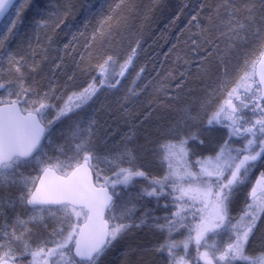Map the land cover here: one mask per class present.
<instances>
[{"label":"snow or ice","instance_id":"1","mask_svg":"<svg viewBox=\"0 0 264 264\" xmlns=\"http://www.w3.org/2000/svg\"><path fill=\"white\" fill-rule=\"evenodd\" d=\"M77 3L62 0L53 6V0H48L49 6L42 8L32 0H0V264H24L28 257L27 264H100L117 241L143 227L164 234L152 250L166 255L168 264H187L193 243L204 264H264V246L249 251L257 231H264L260 227L264 171L247 191L239 214L232 215L252 173L264 167V70H260L264 69V0H193L191 7L181 0L173 23L182 16L187 20L189 55H177L176 62L183 60L186 68L179 73L175 94L169 95L164 84L157 89L173 103L161 105L171 114L169 138L156 147L165 171L152 177L132 164L136 156L127 145L136 137L137 125L123 137L122 150L101 156L93 139L97 121L82 115L101 92L117 90L135 66L139 41L122 61L104 50L106 44L122 39V30L136 11L135 0H105L107 13L103 5L93 11L91 3L81 4L87 13L84 30H72L66 21L75 19ZM29 7L35 8L34 19L22 28L23 13ZM92 17H99L97 26L82 47L90 57L97 42L104 50L101 62L94 65L97 75L86 86L68 92L74 75L62 84L57 74H65V57L76 52ZM62 26L69 38L62 48L54 47ZM249 47L230 74L233 52ZM53 49L59 54L50 55ZM83 59L81 53L78 67ZM46 64L51 75H41ZM193 64L198 77H215L216 87L227 93L207 124L228 130L214 155L197 156L194 162L190 157L204 140L198 129L192 130L198 120L192 105L181 106L179 96L192 76ZM144 71L141 67L136 72L121 107L140 96L137 82ZM215 91L200 102L201 110L211 104ZM150 116L151 112L145 119ZM65 122L70 136L66 144L56 146L53 157L46 144H52L56 125ZM146 142L151 143L147 137ZM125 162L129 166H123ZM104 164L110 166L111 176L104 174ZM22 168L39 169L42 175H25ZM137 178L146 180L147 186L125 196L123 189L133 186ZM142 197L155 198L157 203L170 198L163 207L172 211L161 218L154 209L144 207L137 217L136 201ZM18 206L26 213L14 215L9 223L8 212ZM80 219L85 220L83 225ZM34 229L44 234L35 245ZM179 233H184L181 240L174 238Z\"/></svg>","mask_w":264,"mask_h":264},{"label":"trees","instance_id":"2","mask_svg":"<svg viewBox=\"0 0 264 264\" xmlns=\"http://www.w3.org/2000/svg\"><path fill=\"white\" fill-rule=\"evenodd\" d=\"M33 5H40L42 8L48 7V0H32ZM62 2V0H53V6ZM91 3L93 5V11L104 6V12L107 13L108 6L105 0H79L77 3V12L74 20L66 21V24L72 25V30L79 28L84 30V20L87 13L81 4ZM111 2V0H109ZM192 6L193 0H184ZM136 11L132 13L131 18L128 21V27L121 32L122 39L119 43L106 44L105 49L107 52L119 56L121 61L130 53L132 47L136 46V42H140V47L135 59V66L127 73L123 78L121 85L117 90L101 92L97 100L90 106L86 107L82 112V115L87 119L93 117L97 121L96 131L94 136V144L96 151L99 155L104 156L107 154L115 153L122 150L124 147L123 137L129 132V129L133 125H137L136 137L128 143V147L134 150L136 159L132 162L133 166H139L142 168L149 177L154 176L152 171L154 168L162 170L163 164L158 159V152L156 151L157 144L161 141L168 139V121L171 118V114L166 112L162 103H173V101H167V97L163 92L157 91L161 84H164L169 95L175 94L176 84L179 82V73L184 71L186 65L183 60L178 64L176 62L177 55L188 56L189 50L186 44L189 33L187 32L185 25L187 20L182 16L179 20L173 23V19L181 7V0H135ZM34 7H29L23 13V25L22 28H27L31 25L34 19ZM123 12V10H121ZM187 11V10H186ZM99 17H92L88 24L87 30L84 32V36L80 37L79 46L75 53L71 56L65 57V74H57L58 79L63 84L68 75H74V80L69 83L68 92L73 91L75 88L86 86L92 77L97 75V70L94 65L101 62L100 53L104 50L101 49L99 42L91 49L92 56L90 57L87 52L84 51L82 45L84 39L91 34L92 30L97 26ZM63 30L59 31L57 45L54 47L62 48L63 44L67 42L68 38L65 36V31L68 29L62 26ZM183 30V31H182ZM45 41L41 39V43ZM176 46L175 48L173 46ZM251 47L247 49H237L233 52V62L229 65V73L231 74L235 66L237 59H242V51H250ZM258 51V49H257ZM84 54L83 62L80 66H77V61H80V54ZM54 49L50 51V55H58ZM88 66L90 68L87 72H82L80 69ZM143 67L145 71L142 74V78L137 82L138 90L142 89L138 98L133 99L129 104L121 107V98L125 95L127 89L132 87V81L135 79L136 72ZM49 65H44V73L41 75H51L48 72ZM192 76L188 79L185 87L179 90L180 104L192 105V111L198 116L197 123H194L192 130L200 131V138L204 140V144L200 145L204 148L212 144L213 138L205 133L204 123L208 121L210 114L214 111L216 104H221L227 97V93H221L216 87L215 77L208 78L204 76H197L195 65L192 66ZM219 72V69H217ZM175 77V79H173ZM231 85H229L230 87ZM216 89L215 95L212 98L211 104L205 110L200 109V102L207 97V93ZM151 112V116L145 119L147 113ZM199 121V123H198ZM142 122V123H141ZM216 125L211 126L214 128ZM210 127V126H209ZM214 130V129H213ZM63 131L64 135L59 133ZM186 131V129H185ZM212 132V131H211ZM203 134L204 137H201ZM210 134L212 137L215 134ZM70 133L68 131V122L64 124H57L56 131L52 136V144H46V148L50 149L52 156L57 155L56 146L60 144H66ZM146 137L151 143L146 142ZM199 153V152H198ZM197 153V154H198ZM203 153V152H200ZM196 154V155H197ZM199 156V155H197ZM105 165V166H104ZM102 165L104 168V174L111 176L112 170L109 165ZM129 166L127 162L123 165ZM159 174V173H158ZM157 176V174H155ZM95 177V175H94ZM101 179V183H102ZM120 186H118L119 188ZM149 204H144V207L154 209V215L158 216L163 210L160 207V202L157 203L155 198H149ZM151 201L152 204L151 205ZM26 210L22 206H18L15 212L9 211V223L11 218L16 215H24ZM141 232V233H140ZM36 238L33 239V244H36L39 239H42L44 234L39 229H34ZM156 237V236H155ZM151 237L149 234L139 231L129 237V243L121 242L118 245L120 248H125L121 253L114 255V257H122L128 254L131 250L135 249L137 254L132 255L130 258V264H152L153 260L149 255H144L143 251L148 250L150 254L153 250L150 245ZM157 239V237H156ZM153 242V240H152ZM130 244V245H129ZM196 250V249H195ZM180 253L183 254V249H180ZM111 256V255H110ZM187 258L192 259L193 255L190 249L187 253ZM30 257L25 258V262ZM24 262V263H25ZM195 264H197L195 262ZM199 264H202L201 262Z\"/></svg>","mask_w":264,"mask_h":264},{"label":"rangeland","instance_id":"3","mask_svg":"<svg viewBox=\"0 0 264 264\" xmlns=\"http://www.w3.org/2000/svg\"><path fill=\"white\" fill-rule=\"evenodd\" d=\"M225 93V92H224ZM227 98V97H226ZM219 106V104H216L215 105V108L213 109V111H215L216 109H217V107ZM212 114H210V116H211ZM195 123H197V121L195 122ZM198 123H199V121H198ZM201 123V122H200ZM199 123V124H200ZM204 127H205V131L207 132V133H211V134H215V135H213V143L212 144H215L216 142H218V141H220V131L222 130H227V129H221L222 127H220V126H218V125H216L214 128H211V126L209 127L208 126V124H207V122H205L204 123ZM214 129V130H213ZM186 131H188V129H186ZM212 131V132H211ZM226 134V133H225ZM214 146V145H213ZM217 148H218V146H217ZM48 153H49V155H51L52 156V152H51V150L50 149H45ZM210 150V149H209ZM209 150L207 149V148H204V147H202V146H199V148L198 149H196V151H197V155H199V156H207V155H209V154H212V155H214L215 154V150L214 151H210L209 152ZM200 152H203V153H200ZM105 166V165H104ZM103 167V166H102ZM21 171L25 174V175H31V176H38V173H39V169H36L35 171H33V169L32 168H22L21 169ZM162 171V172H161ZM165 171V170H164ZM161 172V173H160ZM159 173V174H158ZM163 170H161V168H160V170H158V168L156 167V168H154V170L152 171V174H154V176H156L155 174H157V176H162L163 174ZM147 181L146 180H144L143 178H137V180H136V183L133 185V186H131V187H129L128 189H123V193H124V195L126 196V194L128 193V192H131V193H133V194H135V193H139V192H141V190L145 187V186H147ZM117 191H121V186L119 187V188H117ZM150 197H142L139 201H136V203L141 207V205L142 206H144V204H145V202L149 199ZM118 200H119V198H117ZM234 213L235 212H233L232 211V215L234 216ZM76 220H77V218H75V217H73V222H76ZM80 220H82V219H80ZM80 220H79V222H80ZM54 222L53 221H49V224H50V226L53 224ZM260 227H261V230H264V221H261V224H260ZM140 229H142V228H140ZM51 230V227L49 228V231ZM135 231V229L133 230V232ZM142 232H144V233H147V234H149V236L152 238L151 239V244L152 245H150L151 247H153L154 248V246L155 245H157L158 243H160V242H162L163 241V239H164V234H162V233H159V232H156L154 229H149L148 227H143V229L141 230ZM135 233V232H134ZM141 233V232H140ZM130 234V233H129ZM129 234L127 235V236H125L123 239H121V240H119V241H117L116 243H115V245H114V247H112V248H110L108 251H107V253L101 258V261H100V264H130V258H131V256L133 255H135V254H137L138 252H136V251H133V250H131L128 254H126V255H124V256H122V257H120V256H118V257H114V258H112L114 255H117V254H119V253H121L122 251H124V249L125 248H120L119 246L120 245H122V246H124L123 244H125V243H123V244H120L121 242H123L124 240H126L125 242H128L129 243ZM135 235V234H134ZM157 237V239H156V237ZM183 237H184V233H179V234H175V236H174V238L175 239H177V240H181V239H183ZM36 238V233H34V235H33V239H35ZM163 238V239H162ZM225 241H226V237H224L223 238ZM152 240H153V242H152ZM33 243V242H32ZM210 243H211V241H210ZM120 244V245H119ZM35 245V244H34ZM119 245V246H118ZM130 245V244H129ZM262 246H264V231H257V233H256V235H255V237H253V239H252V242H251V244L249 245V251H259L260 250V248L262 247ZM18 247V249H19V246H17ZM152 248V249H153ZM115 251V252H114ZM195 252H194V254H192L193 255V261L194 262H198L199 261V263L201 262L202 264H204V262H203V260H200L199 259V256H198V253H197V250H194ZM200 251H204V249L203 248H201L200 249ZM143 253H144V255H149L151 258H152V264H168V260H167V257H166V255H161V254H159V253H156L155 251H153V253L152 254H150L149 252H148V250H144L143 251ZM111 255V256H110ZM138 264H142L141 262H139ZM187 264H192L190 261H187Z\"/></svg>","mask_w":264,"mask_h":264},{"label":"flooded vegetation","instance_id":"4","mask_svg":"<svg viewBox=\"0 0 264 264\" xmlns=\"http://www.w3.org/2000/svg\"><path fill=\"white\" fill-rule=\"evenodd\" d=\"M221 129H224V127H222ZM226 129V128H225ZM221 133H226L225 134V136L221 139L220 138V141H218V142H216L215 144H211V145H209L208 147H206L208 150H209V152L210 151H214V150H216L217 149V146L219 145V144H222L223 143V141H224V139H226L227 137H228V130H221L220 131ZM213 143V142H212ZM214 145V146H213ZM192 145L190 144V147H191ZM196 153H197V151L195 150V152H194V154L190 157V159H191V161L192 162H194L195 160H196V158H197V155H196ZM162 170H163V173L162 174H164V170H165V166L163 165V168H162ZM194 170L195 171H198L199 169L198 168H194ZM261 171H264V167H258L257 169H255L254 170V172L252 173V175H251V178H250V182L246 185V189H245V192H244V194H242L240 197H239V200L237 201V203L233 206V209H232V211L233 212H235L234 213V216H237L238 214H239V212H240V210L242 209V207H243V201H244V199H245V197H246V195H247V191H249L250 189H251V187L255 184V182H256V180H257V178L259 177V173L261 172ZM162 172V171H161ZM160 172V173H161ZM115 199H117V197H115ZM168 199H170V198H161L160 199V207L163 209V210H165V211H162L161 210V212H160V214L158 215V217H164L166 214H168V213H170L171 211H172V208L171 207H169L168 209H165L164 207H163V205L165 204V202H166V200H168ZM149 202H150V199H148L145 203L146 204H149ZM151 205H153L152 204V201H151ZM141 207H142V205H141ZM141 207H139V209H138V211H137V213H136V215H137V217H139V215L141 214V212L143 211L142 210V208ZM84 221V219H82V220H80V222H79V224H81L82 222ZM161 222H163L162 220H161ZM143 229V228H142ZM142 229H135V233H139V231H141ZM133 231L129 234V237L130 236H132V235H134L135 233H134ZM163 239V238H162ZM196 249V246H195V244L193 243L192 244V246H191V248H190V252L192 253V254H194V250ZM115 252V251H114ZM194 259L192 258V259H188L187 258V261H190L192 264H195V262L193 261ZM24 264H27V262H25Z\"/></svg>","mask_w":264,"mask_h":264},{"label":"bare ground","instance_id":"5","mask_svg":"<svg viewBox=\"0 0 264 264\" xmlns=\"http://www.w3.org/2000/svg\"><path fill=\"white\" fill-rule=\"evenodd\" d=\"M219 133H220V136H221L220 138L222 139L225 136V134L221 133V132H219ZM203 134H204L205 137H206V134H207L210 137V139L212 138V136L210 134H208L206 131H205V133L203 132ZM203 134H202L201 137H204ZM114 199H115V197H114Z\"/></svg>","mask_w":264,"mask_h":264},{"label":"water","instance_id":"6","mask_svg":"<svg viewBox=\"0 0 264 264\" xmlns=\"http://www.w3.org/2000/svg\"><path fill=\"white\" fill-rule=\"evenodd\" d=\"M260 70H264V69H260ZM57 174H61V173H57ZM39 175H42V173H40ZM49 179H51V177H49ZM92 180L95 183V181H94V174L92 176ZM36 183H37V185L39 184V180L38 179H37ZM84 223H85V220L80 225H83Z\"/></svg>","mask_w":264,"mask_h":264}]
</instances>
